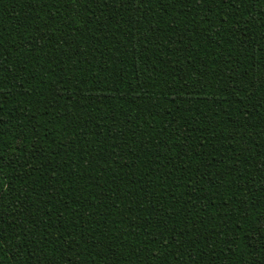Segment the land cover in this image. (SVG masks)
Listing matches in <instances>:
<instances>
[{
  "label": "trees",
  "instance_id": "trees-1",
  "mask_svg": "<svg viewBox=\"0 0 264 264\" xmlns=\"http://www.w3.org/2000/svg\"><path fill=\"white\" fill-rule=\"evenodd\" d=\"M0 264H264V0H0Z\"/></svg>",
  "mask_w": 264,
  "mask_h": 264
},
{
  "label": "snow or ice",
  "instance_id": "snow-or-ice-1",
  "mask_svg": "<svg viewBox=\"0 0 264 264\" xmlns=\"http://www.w3.org/2000/svg\"><path fill=\"white\" fill-rule=\"evenodd\" d=\"M0 156H2V153H0ZM6 166L4 160L0 159V171H3V168ZM261 230L264 231V225L261 226Z\"/></svg>",
  "mask_w": 264,
  "mask_h": 264
}]
</instances>
